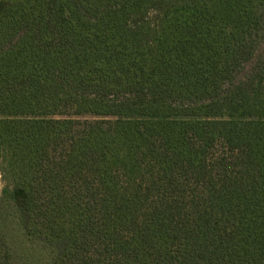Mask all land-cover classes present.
Instances as JSON below:
<instances>
[{
    "label": "trees",
    "instance_id": "16d2710c",
    "mask_svg": "<svg viewBox=\"0 0 264 264\" xmlns=\"http://www.w3.org/2000/svg\"><path fill=\"white\" fill-rule=\"evenodd\" d=\"M263 42L264 0H0V264H264Z\"/></svg>",
    "mask_w": 264,
    "mask_h": 264
},
{
    "label": "rangeland",
    "instance_id": "374dc122",
    "mask_svg": "<svg viewBox=\"0 0 264 264\" xmlns=\"http://www.w3.org/2000/svg\"><path fill=\"white\" fill-rule=\"evenodd\" d=\"M263 56H264V42L261 45L255 60H258ZM252 66L253 63L248 65L245 73H248L251 70ZM4 188H5V183L3 181L2 176L0 175V197L2 196V192ZM5 233L7 235V240L10 243L11 248L16 252V256L20 257V260L16 261V263L23 264L25 246L24 243H22L23 242L22 236L18 232V229L14 226V224L8 223L7 227L5 228Z\"/></svg>",
    "mask_w": 264,
    "mask_h": 264
}]
</instances>
